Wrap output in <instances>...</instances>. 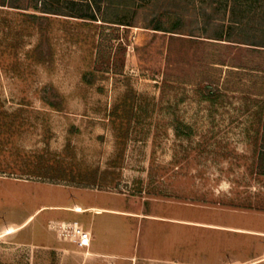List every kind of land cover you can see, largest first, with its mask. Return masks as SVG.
Instances as JSON below:
<instances>
[{
    "label": "rangeland",
    "instance_id": "rangeland-1",
    "mask_svg": "<svg viewBox=\"0 0 264 264\" xmlns=\"http://www.w3.org/2000/svg\"><path fill=\"white\" fill-rule=\"evenodd\" d=\"M7 1L0 0V264H83L89 249L60 235L63 222L55 220L69 213L50 206L98 196L51 183L57 167L65 168L64 175L99 169L110 184L97 189L127 195L147 213L264 231V177L255 161L264 133L255 112L264 97L253 94L264 91V74L251 69L264 67L261 58L237 52L241 87L211 108L196 83L214 73L208 42L218 41L208 37L217 29L197 23L195 11L182 31L164 33L150 24L173 8L170 0H114L116 6L94 10L84 0H40V6L65 15L38 13L36 19ZM91 12L96 21L66 16ZM41 35L43 54H31ZM216 67L222 83L230 68ZM51 87L64 98L63 112L41 99ZM116 107L128 116L120 128L111 121ZM121 133L125 137L117 145ZM119 147L124 152L116 160ZM178 202L207 209H185ZM152 226L163 229L165 243L178 228ZM187 230L186 242L193 235L187 257L224 255L221 241H235L219 231H208L209 240ZM238 238L244 258L264 247L261 237ZM160 244L151 248L157 256L182 257L175 247Z\"/></svg>",
    "mask_w": 264,
    "mask_h": 264
},
{
    "label": "trees",
    "instance_id": "trees-1",
    "mask_svg": "<svg viewBox=\"0 0 264 264\" xmlns=\"http://www.w3.org/2000/svg\"><path fill=\"white\" fill-rule=\"evenodd\" d=\"M7 1V0H4ZM17 1H21L17 2ZM50 1V0H49ZM48 1V2H49ZM70 2H75V0H69ZM88 8L94 10L95 8L101 9V7L116 6L114 0H84ZM171 4H174L173 8L170 10L162 11L160 14L156 15L150 24L151 29L156 32L164 33H178L182 31L188 24V19L192 16L194 11L201 18H196L197 23H202L203 25H212L217 29V34L213 37H208L210 39L217 40L218 42H208L209 45L214 47L212 58L209 57L210 66L214 71L213 74L206 73L205 76L199 78L196 86L199 87L200 95L203 101L209 103L211 108L216 107L218 102L223 99L226 93L236 92L239 87H241V73H240V61L237 52L240 50L246 51L248 56L254 58H261L263 61L264 57V0H170ZM8 3L13 5L12 7L29 10L31 13L24 14L30 18H38V13H48V14H58L65 15L56 12H50L48 8L44 7V4H48L47 0L40 6V0H9ZM73 4V3H72ZM221 12H224V18L222 20L218 18ZM229 16L226 18V15ZM69 17H78L81 19H86L88 21H96V16L91 13H81L73 15L67 14ZM109 22L108 20H104ZM131 25V24H126ZM41 35L38 43L30 52L31 54L42 55L44 52V39ZM263 56V57H262ZM254 62V59H253ZM42 63V62H40ZM251 68L252 71L259 74H264V67L256 66ZM216 66H226L229 71L226 73V78L224 82L221 83V76H217L216 73L219 72ZM236 69V70H235ZM216 72V73H215ZM221 74V70H220ZM263 88V87H262ZM261 89V88H260ZM45 88V95L41 97L44 104L48 106L52 111L63 112L65 109L64 98L60 93L51 87L47 92ZM264 90V88H263ZM256 96H263L264 91L253 93ZM264 100L262 105L258 107L255 112L257 118L260 122H263L264 129ZM256 106V105H255ZM118 107L111 113V121L113 125L117 128L123 127L128 121L127 113H118ZM129 112V111H127ZM264 132V130H263ZM261 135V134H260ZM125 137V134H118L117 145H120V139ZM262 139V140H261ZM260 139L259 148L256 151V163L260 169L258 175L264 177V133ZM70 145L67 146V150L70 151ZM124 148H120L117 153V159L122 157ZM116 162V161H115ZM114 161L109 162L110 167H114ZM57 176L48 178V180L53 183L61 184L65 183L69 186L74 187H84V188H97L99 186H108L110 181L104 177L98 176L99 169L92 171L91 174H80L77 171L71 170L67 175H64L65 168L57 167ZM49 177V175H48ZM59 180H56V179Z\"/></svg>",
    "mask_w": 264,
    "mask_h": 264
},
{
    "label": "crops",
    "instance_id": "crops-1",
    "mask_svg": "<svg viewBox=\"0 0 264 264\" xmlns=\"http://www.w3.org/2000/svg\"><path fill=\"white\" fill-rule=\"evenodd\" d=\"M70 188L80 189L98 196L95 201H75L69 205L50 206L51 209L69 213L60 216L62 219H55L57 222L77 221L91 232L92 240L88 248L89 253L81 251L86 255L83 264H264V247L261 253L244 258L241 253L242 247L237 242L238 236L261 237L264 239L263 230L243 227L238 224H214L211 221L182 215L179 212V214L173 216L154 215L142 211L141 203H137L136 200H132L124 194L97 188L74 186ZM102 195L110 197L109 199L112 200H103L100 198ZM177 205L185 209H207L205 206L186 202H178ZM75 206L81 207L82 211H74ZM231 213L248 215L237 212V210ZM148 222L152 223L150 231H147L146 224ZM158 223L173 224L178 227L172 230L170 243L163 242L165 240L161 233L163 229L158 227L155 229L152 226H156ZM187 229L196 232L195 235L199 236L198 238L204 236L203 238L210 240V232L208 231H219L225 233L224 238L226 240L228 234L235 241H233L232 246L222 245L221 241V246H225L223 248L224 255H215L214 258L212 255L208 258H193L190 255L187 257L189 253H193L190 244L193 235L190 234L189 242H186V238H183L187 235L183 230ZM159 234H161L160 241L157 237ZM150 236H153L152 239H149ZM156 239L158 243H156ZM160 242L172 248L175 247L182 257L164 258L157 256L151 248H161ZM210 245L208 248H213ZM72 249H75V247L72 246ZM76 261L80 262V260Z\"/></svg>",
    "mask_w": 264,
    "mask_h": 264
},
{
    "label": "built area",
    "instance_id": "built-area-1",
    "mask_svg": "<svg viewBox=\"0 0 264 264\" xmlns=\"http://www.w3.org/2000/svg\"><path fill=\"white\" fill-rule=\"evenodd\" d=\"M60 235L70 238L78 248L88 249L91 245V232L86 230L79 222H63L58 227Z\"/></svg>",
    "mask_w": 264,
    "mask_h": 264
}]
</instances>
